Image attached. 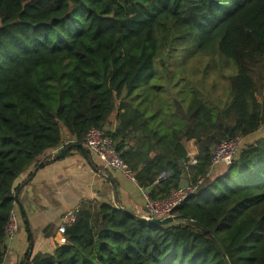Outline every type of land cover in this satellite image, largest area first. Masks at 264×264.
Returning <instances> with one entry per match:
<instances>
[{"label": "trees", "instance_id": "16d2710c", "mask_svg": "<svg viewBox=\"0 0 264 264\" xmlns=\"http://www.w3.org/2000/svg\"><path fill=\"white\" fill-rule=\"evenodd\" d=\"M193 35L194 55L231 62L230 102L177 94L171 111L148 116L134 94L161 51ZM263 126L264 0H0V264L21 192L49 152L85 148L92 127L113 140L140 187H154L153 201L205 178L173 214L214 233L230 264H264V137L224 175L206 177L222 141ZM65 134L74 143L64 145ZM212 233L183 222L154 226L89 200L64 245L32 256L29 247L18 264H227Z\"/></svg>", "mask_w": 264, "mask_h": 264}, {"label": "crops", "instance_id": "0c3cea01", "mask_svg": "<svg viewBox=\"0 0 264 264\" xmlns=\"http://www.w3.org/2000/svg\"><path fill=\"white\" fill-rule=\"evenodd\" d=\"M113 125L114 128L116 122ZM64 138V145L74 143L67 134ZM184 146L190 160L189 165H195L193 163L197 162L199 153L195 141L186 142ZM188 148H191L192 152H189ZM54 152H58L59 155L62 150L48 153L49 164L36 173L19 195L20 203L14 211L20 224V231L15 239L6 244L8 252L4 264H18L31 247L32 241L34 254L53 253L57 246L64 245L66 238L58 234L63 216L86 201L110 203L116 200V206L119 208L140 217L145 215L147 197L154 193V187L143 189L122 173L108 169L87 147L83 149L74 147L61 159H56L57 155ZM217 170L218 173L221 170L225 171L218 174ZM227 170L228 168L223 166L217 167L214 177L224 175ZM30 173L31 171L24 174L21 181H25ZM187 183L184 181L182 185ZM26 226L29 227L31 234L26 231ZM53 244L56 245L55 248L52 247Z\"/></svg>", "mask_w": 264, "mask_h": 264}, {"label": "rangeland", "instance_id": "374dc122", "mask_svg": "<svg viewBox=\"0 0 264 264\" xmlns=\"http://www.w3.org/2000/svg\"><path fill=\"white\" fill-rule=\"evenodd\" d=\"M187 40L186 42L181 40L161 51L154 69L145 79L146 83L134 94L141 97L136 103L139 102L143 106L148 116H152L153 111L157 109L163 112L171 111L168 105L171 106L177 94L180 100L188 99L192 95L209 94V97L219 101L221 105L230 102L229 84L225 76L235 74L231 62L225 63L217 57L212 59L194 55L197 43L195 35ZM263 137L264 126L253 135L239 140L244 148ZM188 151L192 152L191 148H188ZM223 167L227 169L226 166ZM224 171L221 170L219 173ZM216 172L218 173V170ZM113 203L116 205L115 201ZM34 234L36 235L35 230ZM52 247L55 248L56 245L53 244Z\"/></svg>", "mask_w": 264, "mask_h": 264}, {"label": "built area", "instance_id": "2783aa9c", "mask_svg": "<svg viewBox=\"0 0 264 264\" xmlns=\"http://www.w3.org/2000/svg\"><path fill=\"white\" fill-rule=\"evenodd\" d=\"M85 146L89 149L90 153L98 156L105 167L108 169L122 173L130 181L136 182L135 173L130 167L122 160L120 155L115 149L113 140L106 135L105 130L92 127L84 139ZM241 140H224L214 150L211 170L207 174V178L211 177L213 171L219 166H226L227 168L238 156L242 149ZM195 161L193 164H196ZM205 178H200L196 185L185 184L181 185L178 189L172 191L170 195L160 201H153L147 197L145 206V215L143 217L150 219H164L174 216V211L186 199L191 197L204 182ZM80 207L69 210L63 217V223L58 227V234L65 237L68 227H71L77 220ZM19 232V221L15 211L10 214L9 221L5 227L6 241L15 239Z\"/></svg>", "mask_w": 264, "mask_h": 264}, {"label": "water", "instance_id": "95a60500", "mask_svg": "<svg viewBox=\"0 0 264 264\" xmlns=\"http://www.w3.org/2000/svg\"><path fill=\"white\" fill-rule=\"evenodd\" d=\"M78 147L79 148H82L81 145H78ZM67 152H68V150H65L62 153H60L59 155H57L55 158L56 159H61V158H63L67 154ZM115 202H116V200H115ZM120 209H122V208H120ZM122 210H124V209H122ZM124 211H126L129 214H133V213H131L128 210H124ZM140 218L142 220L148 222L149 224L154 225V226L165 225V224L174 223V222H183V223L195 225V226H197V227H199V228H201L203 230L208 231L209 233H212L206 227L202 226L198 222L193 221V220H191L190 218H188V217H186L184 215H174L172 217L164 218V219H150V218H145V217H140ZM212 234L215 237V239L217 240V242H218V244H219V246H220V248L222 250V253H223L224 257L226 258L227 264H230V262H229V260L227 258L226 252H225V250L223 248L222 243L220 242V240L217 238V236L214 233H212ZM33 251H34V243L32 241L31 247H30V256H32Z\"/></svg>", "mask_w": 264, "mask_h": 264}]
</instances>
